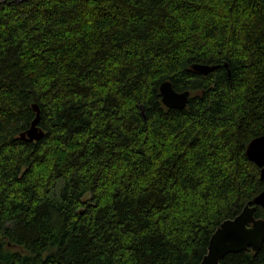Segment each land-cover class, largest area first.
Wrapping results in <instances>:
<instances>
[{
  "label": "trees",
  "instance_id": "16d2710c",
  "mask_svg": "<svg viewBox=\"0 0 264 264\" xmlns=\"http://www.w3.org/2000/svg\"><path fill=\"white\" fill-rule=\"evenodd\" d=\"M260 135L264 0H0V264H199Z\"/></svg>",
  "mask_w": 264,
  "mask_h": 264
},
{
  "label": "water",
  "instance_id": "95a60500",
  "mask_svg": "<svg viewBox=\"0 0 264 264\" xmlns=\"http://www.w3.org/2000/svg\"><path fill=\"white\" fill-rule=\"evenodd\" d=\"M214 68L213 65H192L195 72L202 74ZM159 93L162 104L167 108L175 109H183L187 105L190 95L187 90L175 91L170 81H163L160 84ZM34 110L38 113L37 106H34ZM36 121L37 117L24 134L31 140H36L41 136L36 127ZM245 154L260 168V176L264 179V135L250 140L246 146ZM257 205L264 207V190L248 202L234 218L224 220L215 229L209 239L207 252L199 264H221V260L229 253L248 250L257 252L262 248L264 219L255 216Z\"/></svg>",
  "mask_w": 264,
  "mask_h": 264
}]
</instances>
